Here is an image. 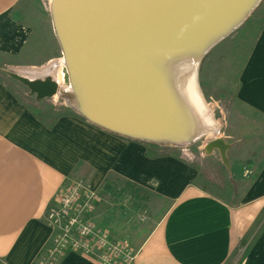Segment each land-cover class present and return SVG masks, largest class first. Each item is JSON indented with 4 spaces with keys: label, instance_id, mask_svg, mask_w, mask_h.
I'll return each mask as SVG.
<instances>
[{
    "label": "crops",
    "instance_id": "1",
    "mask_svg": "<svg viewBox=\"0 0 264 264\" xmlns=\"http://www.w3.org/2000/svg\"><path fill=\"white\" fill-rule=\"evenodd\" d=\"M19 1L0 0V72L54 80L63 63L51 21L50 29L41 10L17 17ZM239 33L242 51L230 58L237 65L230 78L247 115L237 142L222 141L224 154L209 159L216 174H205L178 146L112 133L73 109L42 120L10 89L19 82L0 78V264L39 263L52 234L45 216L72 182L98 194L87 220L127 242L132 264H233L241 248L239 264H264V0ZM110 175L153 185L154 196L171 203L142 238L119 232L102 212L100 192ZM56 264L100 263L69 252Z\"/></svg>",
    "mask_w": 264,
    "mask_h": 264
},
{
    "label": "water",
    "instance_id": "2",
    "mask_svg": "<svg viewBox=\"0 0 264 264\" xmlns=\"http://www.w3.org/2000/svg\"><path fill=\"white\" fill-rule=\"evenodd\" d=\"M244 1L241 0L238 3L239 0H237L235 3V7L237 4L241 5L243 3L236 9H239V19L227 30L209 40L202 48L197 61H194L195 70L205 53L238 27L260 2V0H251L252 2L245 6L246 1ZM222 2L224 3L223 6ZM227 2L228 0H155L156 9L148 12L132 6L126 0H50V19L62 54V60L64 59L63 66H66L69 71L70 67L75 65L79 75L84 79V93H82V96L86 97L88 104H90L91 114L84 110L82 104H79L78 97H74L76 105L67 106L89 122L124 137L171 146H180L195 141L191 131L179 128L173 118L166 114L165 99L155 88L154 79L150 77L152 69L147 62L148 58L152 60L154 56L158 57L165 51L167 53L184 45L192 44L198 35L200 37L209 35L213 30H209L211 23H216L218 19L221 20L228 9L230 13V3ZM218 6H220V10L223 9L217 12L213 16L214 18L207 19L205 15L211 10H216ZM229 16L222 24L227 22ZM57 17H60L64 22L68 19L72 21L74 28L70 24L66 25L69 34L65 33V35H67L70 45L82 46L88 50L86 60H82L79 54L75 56V53H73V57L71 56L69 62L67 51L59 38ZM76 30H78V33H76ZM179 31L190 35V42L187 40L185 43L177 44L173 41L175 34ZM72 35L75 44L71 42L70 36ZM143 55L145 59H143ZM176 62L178 61L172 62L171 65ZM171 69L172 66L169 68V72H171ZM6 75L23 85L29 91V96L34 97L36 102L53 98L59 94L63 99H68L65 95L59 93L58 83L49 77L28 80L10 72H7ZM89 77L94 82L89 81ZM109 79H112V81L108 86L106 81ZM148 79L150 84L146 87L143 81H148ZM115 80H126L133 84L134 90L139 94V99L137 98L135 103V108L139 105L138 109L136 108L137 110L146 104V101L142 105L140 103V99L145 98L144 92L150 90L155 92L153 106L150 109L142 108L141 110H144V112L135 119L133 124H122L119 120L120 117L110 112L105 115L108 120L101 119L93 114L95 108L98 110L106 109L100 102L103 99L102 93L105 91L110 92V90H121L122 85L119 83L113 84ZM122 90H128V88L123 86ZM158 109L163 111L165 119L164 123L156 128L157 125H150L152 124L150 120L157 116ZM103 121L114 123L118 125L116 127L119 129L110 127ZM123 125L134 127L129 129L131 132H123L124 130H121ZM147 129H151V131L146 132ZM214 147L220 151L221 155L226 150V146L220 140L211 143L208 148Z\"/></svg>",
    "mask_w": 264,
    "mask_h": 264
},
{
    "label": "rangeland",
    "instance_id": "3",
    "mask_svg": "<svg viewBox=\"0 0 264 264\" xmlns=\"http://www.w3.org/2000/svg\"><path fill=\"white\" fill-rule=\"evenodd\" d=\"M262 2L263 0H260L258 6ZM49 3L50 0H20L13 13L17 17L25 19L35 10H41L47 17L49 21L48 25L51 29ZM258 6L249 13L238 27L205 53L195 72L197 88L207 107L206 114L210 116V120H213L207 124V128L211 130L209 132L211 134H201L196 137L195 141L180 145L175 147V149L178 153H182L185 159H191L194 165L201 166V170L205 174H211L212 171L216 174V170L214 169L216 164L209 159H217L220 156L219 150L215 149V147L209 149V145L218 140L224 141L229 145L235 144L240 136V120L242 119V115H247L246 112H243L238 107V102L235 98L237 81L234 78H230V75H234L237 65H233L230 62V58L232 55L234 57L239 56V53L242 51L239 41L240 28L251 15L256 14ZM58 77L62 80L58 81L56 76L53 75V79L56 82L58 81L57 83L61 89L68 86L64 66H62L60 76ZM0 78L4 80L8 79L7 81H9V78L1 72ZM9 87L42 120L51 121L56 116L65 112L66 109H71L60 94L53 98L42 100L37 104L34 97H30L29 91L22 85L9 84ZM136 93L137 91L134 90L131 93V97ZM84 172L87 173L86 169H84ZM209 179L212 180V178ZM152 186H135L116 175L108 176L105 182L106 188L100 192V195L102 212L108 214L110 225H117L119 232L132 238L136 234H141L140 238L147 234L154 224L162 218L171 204L169 201L157 199L152 191ZM255 232L252 230L248 234L244 240V248L252 242ZM242 249H239L240 251L238 250L235 254L233 264L241 262L240 254Z\"/></svg>",
    "mask_w": 264,
    "mask_h": 264
},
{
    "label": "bare ground",
    "instance_id": "4",
    "mask_svg": "<svg viewBox=\"0 0 264 264\" xmlns=\"http://www.w3.org/2000/svg\"><path fill=\"white\" fill-rule=\"evenodd\" d=\"M126 1L132 6H135L138 9L144 11L152 12L156 9V5L154 3L155 0H126ZM236 1L237 0H228L227 3H230V9H231L230 13L228 12L229 11L228 9L226 15L221 20L218 19L216 23L215 22L211 23L209 30L210 29L213 30L206 37L205 36L200 37V35H198L192 44L184 45L182 47H179L178 49H174L173 51H169L167 53H165L166 52L165 51L164 53H162V55L158 57L154 56L152 60L148 58L147 63L152 69V73L150 77L154 79L153 81L156 85L155 88L159 91L160 95L163 96L165 99L163 100L164 103L166 102V108H167L166 114H168L169 117L173 118L175 124H177L179 128L186 131H191L192 132L191 134H193L195 139L201 134H205V135L211 134L209 133L211 130L207 128V124H209L212 119L210 120V116L206 114V108H207L206 104L204 103V100L202 99V96L196 85V76H195L196 70L194 68L195 67L194 61H197L198 54L201 52L202 48L209 42V40L214 38L216 35L222 33V31L227 30L229 26H231L234 22H236L239 19L238 17L239 9L238 10L236 9L240 7L243 3L241 5L237 4V6L235 7ZM245 1H244L245 6H248L252 2L251 0H245ZM223 2L221 3L222 6L224 5ZM240 2L241 0H239L238 3ZM221 10H220V6H218L216 10L214 9L208 12L205 15V17L207 16L206 18L209 19L214 15H216L217 12ZM227 16H229L228 20H226L227 22L225 21L226 23L222 24V22L227 18ZM56 20H57V29L58 32L60 33L59 38L65 50L67 51L69 62H70V58L73 57V53H75V56L76 54H79L82 60H86V57L88 55L87 53H89L88 50L82 46L75 47L74 45H70L67 40V35H65V33H68V28L66 25L70 24L72 28H74L72 21L68 19L67 21L64 22L60 17H57ZM202 23H204V21H202ZM181 32L183 31H179L178 33H176L175 37L173 38V41H175L177 44L185 43V41L191 39L189 38L190 35ZM76 33H78V30H76ZM70 38L72 39L71 42L74 43L73 40L74 36L72 35L70 36ZM188 42H190V40ZM143 59H145L144 55H143ZM63 61L64 59L61 62L63 63ZM175 61L178 62H176L174 65H171V63ZM171 66L172 69L171 72H169V68ZM64 68L67 76L68 86L65 87L61 86L63 87L62 89L59 87L61 89V90L59 89V91L60 93H62V95H65L68 99L67 100L63 99V100L67 105H72V104L76 105L74 103L75 102L74 97L75 98L78 97L77 98L78 101L80 100L79 104L80 105L82 104L84 110H86L87 113L91 114L90 104H88L86 97L82 96V93H84L83 90L84 79H82L81 75H79V72L75 65H72L69 71L66 66ZM34 75L35 74H33L32 77ZM58 76L60 75L56 76L58 81L62 80ZM89 81L94 82L91 77H89ZM111 81L112 79L106 81L108 82L107 84L108 86L111 83ZM117 83L122 85L121 90H115V91L110 90V92L105 91L104 93H102L103 99L100 102L106 107V109L98 110L97 108H95L93 114L101 119L108 120V118L105 115L107 114V112H110L120 117L119 120L122 124H133L135 119H137V117L142 112H144V110H141L142 108L150 109L153 106L155 92L152 90L148 92H144L145 98L143 100L141 98L140 103L142 105L143 102L146 101V104L142 108L137 110L138 109L137 107L139 105L136 106L137 108L136 109L135 103L137 102V98L139 99V94L137 92L135 95L131 97V93L134 92L133 84L129 83L126 80H115L113 84H117ZM143 84L146 87L149 86L150 84L149 79L148 81H143ZM123 86H126L128 90H122ZM151 87L153 86L151 85ZM134 108L136 109V111L133 114L135 110ZM158 110H157L158 111L157 116L152 118V120H150V122L152 123L150 125H157L155 126L156 128L160 127L161 124L164 123V119H165L164 118L165 114L163 113V111H160V109ZM140 121L142 122V120ZM103 122H105L107 125H110V127L112 126L113 128H118L116 127L118 125L114 123H109L106 121ZM132 127H127L123 125L122 127L123 129L121 130H124L123 132L125 131L131 132V130L129 129ZM155 127H151V128H155ZM149 131H151V129L146 130V132Z\"/></svg>",
    "mask_w": 264,
    "mask_h": 264
},
{
    "label": "built area",
    "instance_id": "5",
    "mask_svg": "<svg viewBox=\"0 0 264 264\" xmlns=\"http://www.w3.org/2000/svg\"><path fill=\"white\" fill-rule=\"evenodd\" d=\"M98 201L95 191L78 182L60 193L45 216L52 234L38 264H56L69 252L92 257L100 264H132L134 254L127 242L111 238L87 220Z\"/></svg>",
    "mask_w": 264,
    "mask_h": 264
}]
</instances>
